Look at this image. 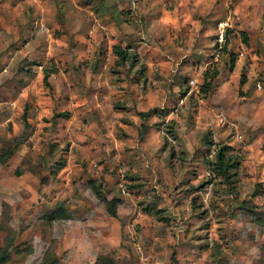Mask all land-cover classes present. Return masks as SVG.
I'll use <instances>...</instances> for the list:
<instances>
[{"label": "rangeland", "instance_id": "rangeland-1", "mask_svg": "<svg viewBox=\"0 0 264 264\" xmlns=\"http://www.w3.org/2000/svg\"><path fill=\"white\" fill-rule=\"evenodd\" d=\"M2 258L264 264V0H0Z\"/></svg>", "mask_w": 264, "mask_h": 264}, {"label": "trees", "instance_id": "trees-1", "mask_svg": "<svg viewBox=\"0 0 264 264\" xmlns=\"http://www.w3.org/2000/svg\"><path fill=\"white\" fill-rule=\"evenodd\" d=\"M117 54L122 59L126 58V54L121 48H117ZM215 156L216 157L213 161L210 160L212 163V167L216 172H219L223 178H227L228 171L234 167V164H231V158L226 156L224 151H219ZM4 258L0 259V262L5 260ZM100 262L105 264L107 260L105 258H100Z\"/></svg>", "mask_w": 264, "mask_h": 264}, {"label": "built area", "instance_id": "built-area-1", "mask_svg": "<svg viewBox=\"0 0 264 264\" xmlns=\"http://www.w3.org/2000/svg\"><path fill=\"white\" fill-rule=\"evenodd\" d=\"M225 26H227V24L224 23V22L220 23V25H219V29H220V35H219V37H220V40H223V38H224V35H225V33H224Z\"/></svg>", "mask_w": 264, "mask_h": 264}]
</instances>
